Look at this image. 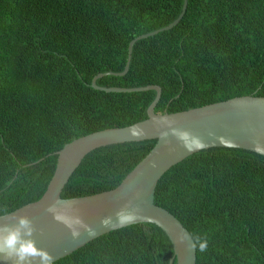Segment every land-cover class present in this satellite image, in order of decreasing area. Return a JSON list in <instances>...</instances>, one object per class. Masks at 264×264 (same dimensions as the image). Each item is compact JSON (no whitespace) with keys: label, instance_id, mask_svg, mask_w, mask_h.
Here are the masks:
<instances>
[{"label":"trees","instance_id":"16d2710c","mask_svg":"<svg viewBox=\"0 0 264 264\" xmlns=\"http://www.w3.org/2000/svg\"><path fill=\"white\" fill-rule=\"evenodd\" d=\"M183 4L0 0V214L44 194L56 152L66 143L148 117L156 90L105 91L91 82L99 72L123 71L130 41L174 21ZM97 83L160 84L157 112L264 96V0H189L178 24L136 41L126 74H107ZM156 142L92 150L63 197L116 187ZM155 202L193 236L207 240L206 251L197 249V264H264V155L238 147L197 151L161 177ZM173 256L166 232L139 222L103 234L53 264H170Z\"/></svg>","mask_w":264,"mask_h":264},{"label":"water","instance_id":"95a60500","mask_svg":"<svg viewBox=\"0 0 264 264\" xmlns=\"http://www.w3.org/2000/svg\"><path fill=\"white\" fill-rule=\"evenodd\" d=\"M187 6L188 0H184L182 12L174 21L130 41L123 71L99 72L92 79L94 88L105 91L156 90L157 94L148 107V117L130 125L97 130L66 143L56 152V169L44 194L38 200L0 214V224L15 223L14 217H29L36 228L33 238L37 247L46 249L54 258L53 262L112 230L134 223L151 222L161 227L172 242L174 256L170 264H174L175 258L177 264H197V250L189 248L192 241L178 243L176 240L181 231L192 235L189 229L173 212L155 202L159 180L173 165L202 149L218 146L238 147L260 154L264 152V96L241 95L186 110L157 112L156 106L163 92L160 84L125 87L97 83L100 77L107 74H126L136 41L174 27L185 15ZM133 127L143 128L146 135L138 138L131 136L129 131ZM174 131L189 132L207 146L189 151ZM162 133L168 135L162 137ZM145 139H157V142L119 185L93 194L63 197L65 185L89 152L101 146ZM254 144L260 145V151L254 150ZM50 206L54 211H48ZM137 207L138 219L126 224L117 222L118 211ZM74 232L79 233L75 239ZM0 264L11 262L0 258Z\"/></svg>","mask_w":264,"mask_h":264},{"label":"clouds","instance_id":"9594fccd","mask_svg":"<svg viewBox=\"0 0 264 264\" xmlns=\"http://www.w3.org/2000/svg\"><path fill=\"white\" fill-rule=\"evenodd\" d=\"M172 123V121H167ZM129 134L133 137H141L146 135L145 130L140 127H133ZM174 134L182 142L183 146L189 150H197L207 145L199 138L186 131H174ZM162 137H166L168 133H162ZM254 150L260 151V145L254 144ZM264 154V152H261ZM6 211V209H5ZM48 211H54L53 207H49ZM139 209L127 208L117 212V222L126 224L134 222L139 218ZM15 223L0 224V258L10 261L11 264H53L54 258L46 250L37 247L36 240L33 238L36 232L33 221L27 216L14 217ZM79 233L74 232L75 239ZM178 243H185L191 240L190 249L204 252L207 250L208 242L200 236H193L183 231L177 234Z\"/></svg>","mask_w":264,"mask_h":264},{"label":"rangeland","instance_id":"374dc122","mask_svg":"<svg viewBox=\"0 0 264 264\" xmlns=\"http://www.w3.org/2000/svg\"><path fill=\"white\" fill-rule=\"evenodd\" d=\"M189 1V0H188ZM188 7V6H187Z\"/></svg>","mask_w":264,"mask_h":264}]
</instances>
